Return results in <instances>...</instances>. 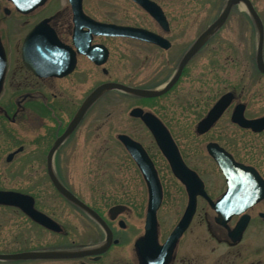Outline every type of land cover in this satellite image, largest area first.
Here are the masks:
<instances>
[{"label": "flooded vegetation", "instance_id": "af4514ba", "mask_svg": "<svg viewBox=\"0 0 264 264\" xmlns=\"http://www.w3.org/2000/svg\"><path fill=\"white\" fill-rule=\"evenodd\" d=\"M4 1L10 7L8 13L3 9L6 19L0 23L4 61L0 73V194L5 193L9 203H0V256L10 258L0 259V264H264V172L237 153L240 147L256 149L253 139L264 131L254 133L232 121L240 113L246 120L264 116V106L255 107L259 89L264 91V73L257 68L260 30L264 64V0H235L230 5V0H80L75 6L70 0H47L24 14ZM40 22L44 30L36 41L57 43V68H64L59 74L69 68L63 75H45L47 52H25V59L41 75L23 61V42ZM95 23L132 28L144 36L97 35L96 31L109 28ZM94 45L106 51L101 66L79 51ZM83 61L102 75L98 85L117 84L123 89L107 91L85 113L57 147L52 168L57 183L96 218L56 190L47 171L50 148L80 106L72 102L75 86L93 80L79 69ZM56 83L57 106L52 102L56 94L47 92ZM127 88L157 95L130 93ZM61 97L71 102L68 107H62ZM223 97L225 109L202 132L205 126L200 123ZM102 99L106 113L97 128L104 133L97 148L102 157L92 163L97 172L81 173L90 166L93 152L92 148L84 150L89 148L85 138L81 150L87 156L82 158L80 173H75L70 165L72 160L75 163L76 133ZM51 117L57 118L56 129L44 134L46 121L54 122ZM14 127L33 133L31 140L8 151L15 131L28 137ZM242 136L248 141L241 143ZM30 146L33 152L22 159L21 168L13 170ZM213 148L223 149L257 174L243 175L249 181L233 184L231 194H226V178L210 152L216 153ZM40 163L42 175L57 193V214L62 206L67 210L64 220L57 216V232L23 210L32 206L44 213L37 199L42 186L34 188L28 181L41 175L28 171L38 170ZM153 177L159 182L158 194L146 183V178ZM151 193L156 197L151 198ZM157 202L155 213L149 214ZM219 212L232 214L225 217ZM46 235L53 237L52 243L38 246ZM47 251L74 255L20 257Z\"/></svg>", "mask_w": 264, "mask_h": 264}, {"label": "water", "instance_id": "95a60500", "mask_svg": "<svg viewBox=\"0 0 264 264\" xmlns=\"http://www.w3.org/2000/svg\"><path fill=\"white\" fill-rule=\"evenodd\" d=\"M12 3L16 5V9L22 13H27L31 11L32 9L41 6L46 0H9ZM72 5L75 6V4H79L80 0H70ZM133 1H138L140 0H133ZM235 2V0H230L229 5ZM143 3V2H141ZM145 9L149 12H153L150 6L145 5ZM257 23L259 24L258 19L256 18ZM43 24L37 25L31 32L30 34L26 37L23 45V52H24V59L23 61L25 64L28 66V68L32 69L37 73L38 75L40 74L36 68L32 67L28 61L25 59V52L26 50L32 48V49H37L40 51H43V53L47 52V58H45L43 65L45 66L44 71H47L51 75H56L57 72L58 75H63L67 73L69 68L67 70H64L65 72H62V74H59V70H62L64 68H57V53H54V51H57V43L52 41V44H45L44 42H39L36 41V39L41 37V30H44ZM95 26L104 27V28H109V30H104L100 32L101 30L96 31V34L100 33H105V35L108 36H124V37H131V38H137V37H143L144 34H140V31L134 30V29H129V28H112V27H106V26H101L100 24L95 23ZM261 28V26H260ZM259 40H258V51H257V68L259 71L264 73V64L262 63V58H261V52H262V44H263V34L262 30L259 32ZM42 35L44 37L50 38L52 35L50 33H45L44 31L42 32ZM52 40V39H51ZM81 53L86 54L90 59H92L96 64H101L103 63L105 59V52H104V58H101L100 53L102 52V49L99 47H85L84 50H79ZM55 56V57H53ZM62 56V55H61ZM65 59H63L64 62ZM72 64H70V67H72L74 61H71ZM183 65V62L181 63V66ZM4 66V61L2 59V52H1V47H0V73L3 70ZM41 75V74H40ZM172 85V84H171ZM2 86V77L0 74V90ZM121 90L123 89V86L117 85V84H103L98 86L93 90V92L88 96V98L83 102V104L80 106L78 109L77 113L74 115L73 119L67 126L65 132L62 134L61 137L56 139L54 142L52 148L50 149L48 156H47V171L50 177V180L52 184L54 185L55 189L58 190L64 197L69 199L72 202L77 203L80 207H82L85 211L90 213L96 218V215L90 211L87 207H85L83 204L78 202L70 193H68L65 189H63L58 183H57V178L55 177L53 173V168H52V158L54 152L57 150V147L60 145V143L72 133V131L77 127L81 119L84 117L85 113L87 110L93 105L94 102H96L101 95H103L105 92L110 91V90ZM127 91L130 93H135V94H140V95H145V96H151V95H157L156 92H145L141 90H136V89H129L127 88ZM159 94V93H158ZM227 105V101L223 97L219 103L216 105V107L208 114V117L206 118V121H202L200 125L205 126L204 128L201 129V131H205L208 129V127L218 118V116L222 113V111L225 109ZM232 121L236 124H238L240 127L243 128H250L253 132H261L264 130V116L260 119L257 120H251L247 121L243 118L242 114L238 115H233ZM215 149V148H213ZM210 152L212 156L216 159L218 165L221 167L227 181L230 184V191L229 194L232 192L234 187L232 186V183L235 181V183H241L242 181H249L248 175H250V169H246L242 167L241 165H236L232 159L222 151H219V149H216V153L213 152L212 149H210ZM243 175H247L243 179ZM243 179V180H242ZM146 182L148 185L149 190L152 192L154 189L158 193L159 191V183L156 177H153L152 179L146 178ZM234 183V184H235ZM250 183V182H249ZM151 198H155L156 194L154 195L153 193L150 194ZM7 195L5 193L0 194V203L3 204H8V199ZM158 203L155 204V206L150 210L149 214L155 213L156 207ZM31 206V204H30ZM23 210L37 223L40 225L51 229L53 231H57V224L50 219L49 217L45 216L42 213H38L35 210H33L32 206L28 208H23ZM240 213V212H237ZM222 215V213L220 212ZM99 221V220H98ZM87 254V253H86ZM74 255L73 252H39V253H30V254H23L20 257L23 258H28V257H41V258H63V257H72ZM10 257L8 256H0V259H9Z\"/></svg>", "mask_w": 264, "mask_h": 264}, {"label": "rangeland", "instance_id": "374dc122", "mask_svg": "<svg viewBox=\"0 0 264 264\" xmlns=\"http://www.w3.org/2000/svg\"><path fill=\"white\" fill-rule=\"evenodd\" d=\"M260 1V0H259ZM260 3H263V1L261 0ZM262 4H260L258 7H261ZM9 4L6 3L4 0H0V23L4 22V20L6 19V17L3 15V9H7L9 8ZM13 21V20H12ZM30 25V24H29ZM24 28H28V24L23 25ZM22 28L19 29V31H21ZM22 33V32H20ZM5 34V33H4ZM12 35V36H16L13 33H7V35ZM6 36V35H5ZM257 39H259L257 37ZM12 47V46H11ZM13 56V54H12ZM263 56H264V51H263ZM80 70H83L85 73H87L86 77H93L92 82H79L76 86L75 89H77V91H75L74 93V97L76 98V100L72 101L75 102V106H79V104L81 105V100L82 98L85 96V94L89 93L92 89H94L98 83L102 80V75L101 74H97L96 72V68L93 66H91L89 63L83 61L80 66H79ZM99 70V69H97ZM100 71V70H99ZM258 79V77H257ZM86 81V80H83ZM62 87H65V84H60ZM261 85H264V79L261 82ZM47 92H51V93H55L56 97H52V102L55 103V105L57 106V83L55 84L54 88H51L50 90H47ZM259 95L256 96V110H258L259 108H262L264 106V95H263V90L260 88L259 89ZM51 95V94H50ZM113 95H116V93H113ZM52 96V95H51ZM62 99L60 100L62 107H68L69 104L71 103L70 101H67L66 98L61 97ZM104 99H102L101 101L98 102V104L92 108V110H90V112L88 113L87 117L85 118V120L82 122L81 127L79 128V130L76 133V137H75V163L73 164V160H72V166L70 165V169L72 167V169H75L74 172L75 173H80V164L82 161L83 156H87V154H82L83 150H81V147L83 146V140L85 139V145L86 147L89 146V148H85L84 150L86 151L91 149L93 150L92 152V157L90 158V166H86L81 173H92V172H97L95 166L92 164L94 162H100V158L102 157L100 154V150H97L98 147H100L102 145V138H103V128L97 129L99 124L102 122L103 120V115L106 113V102H103ZM32 106V104H30ZM64 105V106H63ZM67 105V106H66ZM105 106V107H104ZM74 110V108H73ZM114 110V114H116V107ZM55 114L57 115V109L54 108ZM49 113L47 114V119H49ZM52 118V117H51ZM53 119V118H52ZM57 118L53 119L54 122L51 121H46V127L43 128L42 132H44V134L46 133H53L54 130L56 129V120ZM14 130H18L19 132L22 133V136L24 135H28L24 136V137H20L19 134L17 133V131L14 132V137H12L11 143L9 144V150H13L16 148V146H18L21 143H24V141L26 140H31L29 137L31 136L30 134L33 132H30L28 130H26L25 127H14ZM35 133H38V131H34ZM113 134H115V132H113ZM16 137H20V138H16ZM242 140L247 142V137L242 136L241 137V143ZM253 141L256 142V149L252 150L251 148H247V147H240V149L238 150V156L242 157L243 159L249 161V162H255L257 167H260V169L264 172V133L260 134L259 136H255V138L253 139ZM41 148V147H40ZM37 150V149H36ZM47 150V148H46ZM77 150H79L80 152L77 153ZM29 152V154H27ZM33 152L32 147L30 146L29 148H26V155L25 156H21V158L14 163V166L12 167V169L14 170L15 168H21L22 167V163H20L22 161V159H24L25 157H27L28 155H30ZM55 154V152H54ZM53 154V155H54ZM56 158H57V154H56ZM4 162V161H3ZM77 162V163H76ZM78 165V166H77ZM93 166V167H92ZM37 167V166H35ZM55 168H56V172H57V159L55 162ZM44 167L42 165V163L39 164L38 166V170H28V171H34L35 173H40L41 175H39V177H36L35 179L31 178L28 179L29 182H32L31 185L29 186H33L34 188L36 186H42L40 187L39 190V195H38V201H39V206L42 212L46 213L47 215L51 216L56 222H57V216L59 215L60 219H65L64 216L67 214L66 213V209L62 206L60 214H57V193L54 191V189L52 188V186L49 184V181L47 180L46 177H44L42 175V172ZM84 176V175H83ZM81 179V178H80ZM27 181V180H26ZM27 181V182H28ZM18 182V180H17ZM81 187L84 189L85 185L83 183H81ZM85 190V189H84ZM84 195V194H83ZM85 198L86 195H85ZM53 237H50L48 235H46L44 237V241L43 243H41L38 246L41 247H48L49 243H52L51 241Z\"/></svg>", "mask_w": 264, "mask_h": 264}, {"label": "bare ground", "instance_id": "6f19581e", "mask_svg": "<svg viewBox=\"0 0 264 264\" xmlns=\"http://www.w3.org/2000/svg\"><path fill=\"white\" fill-rule=\"evenodd\" d=\"M241 7H242V9H243V10H246V8H245V6H244V5H241Z\"/></svg>", "mask_w": 264, "mask_h": 264}]
</instances>
